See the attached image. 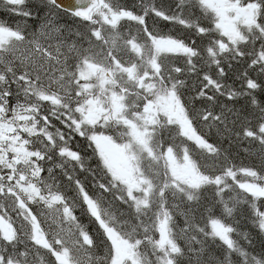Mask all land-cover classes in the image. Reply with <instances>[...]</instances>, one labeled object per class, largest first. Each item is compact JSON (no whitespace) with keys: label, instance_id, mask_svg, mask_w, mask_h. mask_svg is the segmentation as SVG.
Masks as SVG:
<instances>
[{"label":"snow or ice","instance_id":"obj_1","mask_svg":"<svg viewBox=\"0 0 264 264\" xmlns=\"http://www.w3.org/2000/svg\"><path fill=\"white\" fill-rule=\"evenodd\" d=\"M0 264H264V0H0Z\"/></svg>","mask_w":264,"mask_h":264}]
</instances>
